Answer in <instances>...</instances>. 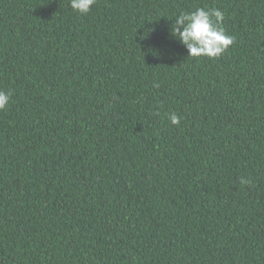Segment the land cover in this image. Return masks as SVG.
<instances>
[{
  "label": "trees",
  "instance_id": "obj_1",
  "mask_svg": "<svg viewBox=\"0 0 264 264\" xmlns=\"http://www.w3.org/2000/svg\"><path fill=\"white\" fill-rule=\"evenodd\" d=\"M0 91V264H264V0H0Z\"/></svg>",
  "mask_w": 264,
  "mask_h": 264
},
{
  "label": "clouds",
  "instance_id": "obj_2",
  "mask_svg": "<svg viewBox=\"0 0 264 264\" xmlns=\"http://www.w3.org/2000/svg\"><path fill=\"white\" fill-rule=\"evenodd\" d=\"M96 3L97 0H70V7L74 12L86 15ZM224 18V13L215 7L182 12L172 24L171 34L186 48L189 57L218 58L235 42V38L225 32ZM11 95L10 91H0V112L7 109ZM168 119L172 125H179L181 117L173 112ZM240 183L249 185L252 180L241 177Z\"/></svg>",
  "mask_w": 264,
  "mask_h": 264
}]
</instances>
